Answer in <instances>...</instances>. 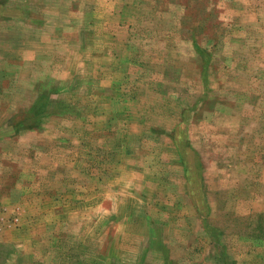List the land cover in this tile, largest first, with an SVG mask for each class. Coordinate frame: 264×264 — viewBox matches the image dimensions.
Returning a JSON list of instances; mask_svg holds the SVG:
<instances>
[{"label":"rangeland","instance_id":"374dc122","mask_svg":"<svg viewBox=\"0 0 264 264\" xmlns=\"http://www.w3.org/2000/svg\"><path fill=\"white\" fill-rule=\"evenodd\" d=\"M0 264H264V0H0Z\"/></svg>","mask_w":264,"mask_h":264}]
</instances>
